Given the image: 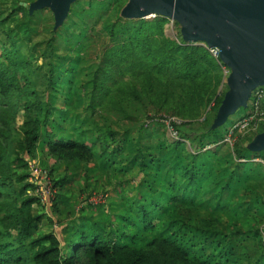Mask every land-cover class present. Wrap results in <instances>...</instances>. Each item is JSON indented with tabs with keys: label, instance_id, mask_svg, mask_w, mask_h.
<instances>
[{
	"label": "trees",
	"instance_id": "trees-1",
	"mask_svg": "<svg viewBox=\"0 0 264 264\" xmlns=\"http://www.w3.org/2000/svg\"><path fill=\"white\" fill-rule=\"evenodd\" d=\"M12 1L0 9V264H264V165L253 162L264 151L250 152L243 135L231 148L223 142L236 120L212 128L227 88L209 52L179 32L169 38L166 17H122L128 0L74 2L46 43L34 44L42 10ZM57 43L67 47L60 57ZM39 58L46 70L36 85ZM152 121H169L179 139L150 129L155 142L143 144ZM67 122L80 138L63 135ZM41 142L59 161L109 166L118 157L119 172L135 164L136 197L114 214L104 202L73 206L57 192L68 177L48 170L49 213L34 211L42 199L29 162ZM45 220L58 231L34 235Z\"/></svg>",
	"mask_w": 264,
	"mask_h": 264
},
{
	"label": "water",
	"instance_id": "water-1",
	"mask_svg": "<svg viewBox=\"0 0 264 264\" xmlns=\"http://www.w3.org/2000/svg\"><path fill=\"white\" fill-rule=\"evenodd\" d=\"M71 2L75 1L20 4L28 7L29 13L49 8L56 29L66 19ZM120 14L129 19L166 17L180 25L184 42L219 50L220 61L231 70L213 129L222 126L240 107L247 108L252 91L264 87V0H128ZM262 128L248 144L250 152L264 151V125Z\"/></svg>",
	"mask_w": 264,
	"mask_h": 264
},
{
	"label": "rangeland",
	"instance_id": "rangeland-1",
	"mask_svg": "<svg viewBox=\"0 0 264 264\" xmlns=\"http://www.w3.org/2000/svg\"><path fill=\"white\" fill-rule=\"evenodd\" d=\"M4 1V2H3ZM35 0H33L32 2H34ZM73 1H75V2H79L81 5H82V3H83V1L84 0H73ZM1 2H3V3H1ZM0 3H1V5H0V9H4V8H12L13 7V1L12 0H2V1H0ZM73 2H71L70 4H69V8L71 7V5H73L72 4ZM27 6H28V4H27ZM40 11V10H39ZM53 12L49 9V8H44V9H42V14H40V16H41V18H39V23H41V25L39 26V34L40 35H38V36H34V44H40L41 42H43L44 41V44L46 43V41H47V39H48V37H49V29L48 28H52V27H54V25H56V22H55V20H54V17H53V14H52ZM23 18V16L20 14V13H16L15 14V16H14V19H18V20H20V19H22ZM151 19V18H150ZM59 28V27H58ZM57 28V29H58ZM46 29H47V31H46ZM56 30V29H55ZM179 30H180V25L179 24H177V23H175L174 21H172V20H170L169 19V23L166 25V27H165V33H166V35L169 37V38H171V39H177V35H178V32H179ZM70 33L71 32H69V35H70ZM27 36H19V38L17 39V41H20V43L21 44H26L27 43ZM57 54L59 55V57L61 56V55H63V54H65V52L67 51V47H65L63 44H60V43H57ZM91 49L89 50V57H90V59L91 60H93L95 57H96V51H99V47H100V45H98V44H96V43H93V44H91ZM41 48H46V45H38V52H35V53H37L38 55L40 54V52H41ZM37 55V56H38ZM45 60H43V58H39L38 60H37V64H38V66L40 67V69H38V71H37V73H36V76H35V78H34V81H35V83H36V85H39L41 82H42V75H43V72L46 70V67H45ZM226 70H227V72H228V75L230 74V68H229V66L227 67L226 66ZM227 75V76H228ZM227 76H226V79H227ZM226 83V80H225V82H224V84ZM248 103H249V101H248ZM247 106H248V104H247ZM241 109V111L238 113V111ZM244 110H246V108H242V107H240L237 111H236V113L235 114H232V115H230L229 116V118H231V120H238V119H236L237 117V115L239 116V115H241V114H243L244 113ZM248 111V110H247ZM237 114V115H236ZM154 121H152V123L151 122H149V126L147 127L148 128V132L146 133V137L144 138V141H148V144L150 143L149 142V136H148V133H149V131H150V129H152V132L150 133V135L151 136H154V138L155 137H161L162 135H164L165 137H166V139H168L169 141H174V139H172L171 138V135L169 134V132H168V124H167V122H163V124L165 125V127L164 128H162V127H160V126H158L157 124H155V123H153ZM20 123V122H19ZM263 126H261L259 129H258V131L257 132H255V133H248V134H245V135H243L242 137H248L247 139H249V141L251 140L252 141V139L256 136V135H258L259 133H261L262 131H263V128H262ZM195 128H197L196 126H195ZM262 128V129H261ZM164 130V131H163ZM155 131V132H154ZM261 131V132H260ZM134 133V135L136 136L137 135V133L136 132H133ZM237 135H240V134H236V136ZM54 137H51V138H49L47 141H51V139H53ZM57 139V138H56ZM152 139V138H151ZM44 140H46L45 138H44ZM84 140V139H83ZM153 140V139H152ZM90 141V138H89V136H85V142L86 143H88ZM250 141V142H251ZM233 142H234V139H231V143L233 144ZM153 143H154V141H153ZM228 144V143H227ZM228 146H229V148H231L232 147V145H230V144H228ZM187 150L188 151H192L191 150V148L189 147V145H187ZM36 157H37V159L36 160H33V161H31V162H29V171H31L30 170V166H31V168L32 167H35L38 171H40V175L42 176V177H46V180H47V172H48V170H50V171H52V178L54 177L55 179L56 178H58L59 176H61V175H63L64 173L69 177L70 175L72 176V178L74 177V175H73V165L72 164H69L70 162H67V161H59V160H57L55 157H51V156H49L48 155V153H47V151H46V148H45V146H44V143H40L38 146H37V150H36ZM31 164V165H30ZM74 165H76V163L74 164ZM103 165L105 166V169H104V171L106 172V173H108V172H110L112 175H113V177H116V180L118 181V182H120L121 181V176H124V174L122 175V174H119V170H117V165L115 164V165H109V167L107 166V163L106 164H104L103 163ZM79 167V166H78ZM116 167V168H115ZM66 168V169H65ZM115 169V170H114ZM31 173V172H30ZM96 174V173H95ZM84 176V175H83ZM105 178H107V177H105ZM39 180V179H38ZM49 180V179H48ZM83 180H84V182L85 181H87V178H84L83 177ZM108 182L109 183H111V181H110V178H108ZM105 181V179H101V183L102 182H104ZM96 182H98V180L96 179ZM91 184L93 183V182H90ZM109 187V186H108ZM107 188V187H106ZM105 187L102 189V190H100V189H98V188H96L95 189V191L93 190L92 192H90L91 194H97V195H103L102 193H108V198L111 196V192H110V190H107ZM74 189V187H71L70 189H66V195H69L70 194V198H72V192H74L75 193V195H79V196H81V194H79V189L78 190H73ZM87 190H89V189H87ZM126 191L127 192H131V189L129 188V187H126ZM93 192H95V193H93ZM36 193H37V195L40 197V199H42V197H44V196H46V194H44V195H42V193H41V191H36ZM89 193V194H90ZM86 194V193H85ZM53 195V194H52ZM42 196V197H41ZM105 196V195H104ZM45 198V197H44ZM41 202H42V200H41ZM42 204V206H41V208H38V207H34V211H38V210H41L42 212H44V213H49V208H50V203H48V202H46V201H44L43 200V202L41 203ZM90 205H95V204H92V203H89ZM61 204H60V208H61ZM73 206H74V204H73ZM81 206H82V204H81ZM80 206V207H81ZM111 206V205H110ZM123 207L125 206L124 204L122 205ZM63 207V206H62ZM79 207H76V209H78ZM110 208V207H109ZM108 208V210L107 211H110V209ZM76 209H75V212H77L78 214H79V211H76ZM94 216H95V214H94ZM54 219H56V217H54ZM52 230H56V231H58L57 229H56V226H53V227H49V225L47 224V222H46V220L45 221H43V222H41L40 223V225L38 226V229H37V231H34V235H38L39 233H46V232H49V231H52Z\"/></svg>",
	"mask_w": 264,
	"mask_h": 264
},
{
	"label": "crops",
	"instance_id": "crops-1",
	"mask_svg": "<svg viewBox=\"0 0 264 264\" xmlns=\"http://www.w3.org/2000/svg\"><path fill=\"white\" fill-rule=\"evenodd\" d=\"M64 129H65V133H63V135L67 136L68 134H70V135H72L70 137H72L74 139L80 138V137H77L75 133H73V131L70 129V125L68 122L65 124ZM152 139L149 138V142H150L149 145L154 144L153 143L154 140H152ZM143 144L148 145V141L147 142L144 141ZM96 151L99 152V149ZM145 156H147V155L145 154ZM36 159H37V157H36ZM115 160H116V162H115ZM256 160H260V159H256ZM256 160H254L253 162H257ZM114 162L118 163L120 165V163H119L120 160L118 157L114 158ZM133 162L134 163L139 162V159L133 160ZM75 163L76 162H70L69 163V164L73 165V175H74L73 178L71 175L68 177L65 173L56 179L54 177L52 178L53 180H60L63 176L68 177L67 181L63 185H61L60 190L57 191L62 196V202L68 200V201H70V205L71 204L77 205V204H80L81 202L84 201L83 198H85V195L89 194L93 190L95 191L96 188L102 190L104 187L105 188L107 187L106 189L110 190V192L111 191L112 192H111V196L109 198H108V196H109L108 193H102L103 195H105V201L103 203V206H104V209H106V210H108V208L110 207L109 212L114 214V213H116V211L121 212L125 208L122 206L123 204H126L124 197H128L130 199L136 197V191H134L133 188L136 185L140 184L141 179H142V175L139 173V169L135 164H134V166H135L134 167L133 165H128L126 162L123 163V165L126 166V170H125V172H119V174H122V175L124 174V176H121V181L118 182L116 180V177H113V175L110 172L106 173L104 171L105 166L103 165V162L93 160L89 164H83V163L78 164V163H76V165H74ZM115 163H113V165H115ZM83 177L87 178V181L84 182ZM105 177H107V178H105ZM108 178H110L111 183L108 182L109 181ZM96 179L98 180V182H96ZM101 179H105V181L101 183ZM90 182H93V183L91 184ZM71 187H74L73 190L79 189V194H81V196H79L78 194L75 195V193H74L75 191L72 192V198H70V194L66 195L67 194L66 189L67 188L70 189ZM126 187H129L131 189V192H127ZM87 189H89V190H87ZM93 193H95V192H93ZM62 202H60V204ZM61 208H62V206H61Z\"/></svg>",
	"mask_w": 264,
	"mask_h": 264
},
{
	"label": "built area",
	"instance_id": "built-area-1",
	"mask_svg": "<svg viewBox=\"0 0 264 264\" xmlns=\"http://www.w3.org/2000/svg\"><path fill=\"white\" fill-rule=\"evenodd\" d=\"M209 54L217 61L219 64L224 77L228 75L226 70V66L219 59V50L214 47H208L206 44H201ZM169 121H173L176 124H179L180 121L175 118H170ZM169 121H165L168 124V132L171 135V138L174 140H178V132L169 124ZM264 125V87H257L251 93L249 103H248V112L246 116L241 119H238L233 123V125L229 128L228 135L225 137V143L232 145L231 139L234 134L245 135L248 133H255L258 129ZM257 162L264 165L263 160H256ZM31 165V164H30ZM31 177L29 179L30 182L37 185L38 191H41L42 195L46 194V196L42 197L43 200L46 201L52 194V189L50 185V181L46 180V177H42L40 171H38L35 167L30 166ZM39 179V180H38ZM105 201L104 195H95L85 202V200L81 203L82 205L85 203L92 204H102Z\"/></svg>",
	"mask_w": 264,
	"mask_h": 264
}]
</instances>
